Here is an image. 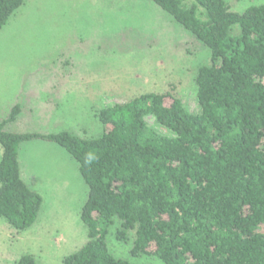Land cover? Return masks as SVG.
Returning <instances> with one entry per match:
<instances>
[{
	"label": "trees",
	"instance_id": "trees-1",
	"mask_svg": "<svg viewBox=\"0 0 264 264\" xmlns=\"http://www.w3.org/2000/svg\"><path fill=\"white\" fill-rule=\"evenodd\" d=\"M26 0H0V29ZM209 48L196 75L199 110L170 91L145 92L95 111L103 130L8 128L0 120V216L18 231L43 203L22 175V143L45 140L77 161L88 185V240L63 264H133L108 245L113 227L133 257L165 264H264V4L239 12L226 0H150ZM158 126L150 125L148 118ZM16 264H40L23 254Z\"/></svg>",
	"mask_w": 264,
	"mask_h": 264
},
{
	"label": "rangeland",
	"instance_id": "rangeland-1",
	"mask_svg": "<svg viewBox=\"0 0 264 264\" xmlns=\"http://www.w3.org/2000/svg\"><path fill=\"white\" fill-rule=\"evenodd\" d=\"M226 1L239 12L264 4ZM210 56L208 47L150 0H26L0 29V120L18 95L23 112L9 129L68 130L82 138L103 130L95 111L145 92L170 91L197 112L196 75ZM35 87L36 100L30 93ZM148 122L158 127L153 118ZM19 160L23 178L43 203L24 231L0 216V264H16L23 254L40 264H63L88 240L80 215L88 185L77 161L57 143L24 142ZM114 232L112 227L107 240L117 257L165 264L155 256H131L130 245L118 242Z\"/></svg>",
	"mask_w": 264,
	"mask_h": 264
},
{
	"label": "crops",
	"instance_id": "crops-1",
	"mask_svg": "<svg viewBox=\"0 0 264 264\" xmlns=\"http://www.w3.org/2000/svg\"><path fill=\"white\" fill-rule=\"evenodd\" d=\"M35 86V85H34ZM39 88V87H38ZM38 88L37 87H35L34 89H31V91H30V93H31V95H33L34 96V98H35V100H36V96L38 95ZM36 95V96H35ZM18 97V99H17V101L14 103V104H16V103H18V102H21V101H19V95L17 96ZM38 99V98H37ZM13 104V105H14ZM12 105V106H13ZM11 109V108H10ZM10 111V110H9ZM5 119V118H4ZM1 120H3V119H1ZM19 120V119H18Z\"/></svg>",
	"mask_w": 264,
	"mask_h": 264
}]
</instances>
